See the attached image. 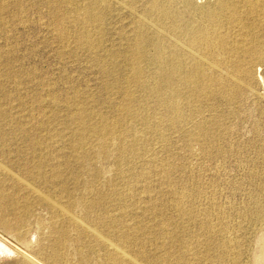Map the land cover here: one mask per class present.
Instances as JSON below:
<instances>
[{
    "label": "rangeland",
    "instance_id": "obj_1",
    "mask_svg": "<svg viewBox=\"0 0 264 264\" xmlns=\"http://www.w3.org/2000/svg\"><path fill=\"white\" fill-rule=\"evenodd\" d=\"M0 164V264H264V0H0Z\"/></svg>",
    "mask_w": 264,
    "mask_h": 264
},
{
    "label": "bare ground",
    "instance_id": "obj_2",
    "mask_svg": "<svg viewBox=\"0 0 264 264\" xmlns=\"http://www.w3.org/2000/svg\"><path fill=\"white\" fill-rule=\"evenodd\" d=\"M191 29V28H190ZM206 35V33H205ZM165 36V35H164ZM208 37V36H207ZM170 39V38H169ZM166 41V40H165ZM191 44V43H190ZM211 44V43H210ZM184 49V48H183ZM197 52V51H196ZM190 53V52H189ZM176 54V53H175ZM192 54V53H191ZM251 55V54H250ZM200 57V56H199ZM204 57V56H203ZM199 59V58H198ZM202 59V58H201ZM160 61V60H159ZM179 64V62H178ZM176 66V65H175ZM209 66V65H208ZM200 67V66H199ZM203 67V66H202ZM201 67V68H202ZM200 69V68H199ZM205 69V68H203ZM201 70V69H200ZM135 71V70H134ZM187 71V70H186ZM138 72V71H137ZM209 73V72H208ZM189 74V73H188ZM210 74V73H209ZM213 79V78H212ZM235 87V86H233ZM0 170L4 171L7 175L10 174V171L6 168H3L0 164ZM15 181V177H12ZM18 181L19 185L28 187L29 185L21 181V179H16ZM20 185V186H21ZM23 186V187H24ZM33 192V191H32ZM38 192V191H37ZM39 193V192H38ZM36 194V193H35ZM52 205V204H51ZM15 206V200L13 197L6 195L3 192H0V225L3 227L4 232L1 233L0 231V253L7 252V253H13L15 251V248H17V244L15 245V231L12 230V227L9 225V219L7 218V215L9 214V210ZM60 208V207H59ZM63 209V208H62ZM7 211V212H6ZM64 214V213H63ZM75 222V221H74ZM78 223V222H77ZM1 230V229H0ZM263 240V238H262ZM110 243V242H108ZM112 245V243H110ZM108 246V245H107ZM111 248V247H109ZM113 248V247H112ZM115 248V246H114ZM114 250V249H113ZM118 250V249H116ZM116 252V251H115ZM118 252V251H117ZM120 253V251H119ZM263 254H264V248H263ZM123 256V255H122Z\"/></svg>",
    "mask_w": 264,
    "mask_h": 264
}]
</instances>
